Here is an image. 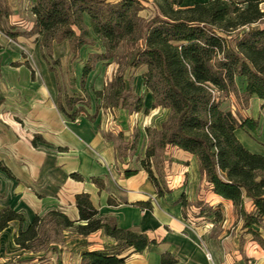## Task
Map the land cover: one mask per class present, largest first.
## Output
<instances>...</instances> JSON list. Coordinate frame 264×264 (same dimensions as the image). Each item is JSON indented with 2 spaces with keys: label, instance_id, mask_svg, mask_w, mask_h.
I'll use <instances>...</instances> for the list:
<instances>
[{
  "label": "crops",
  "instance_id": "crops-1",
  "mask_svg": "<svg viewBox=\"0 0 264 264\" xmlns=\"http://www.w3.org/2000/svg\"><path fill=\"white\" fill-rule=\"evenodd\" d=\"M204 1L183 0V4ZM147 2L152 7L150 0ZM11 15L10 24L19 29L16 26L22 23ZM84 19L88 22L87 15ZM34 39L37 52H46L40 44V34L34 33ZM96 40L100 41L95 37ZM11 41L0 31V208L11 207L24 220L21 224L9 221L0 231V262L11 258L12 264H80L82 251L104 249L123 257L124 264H162L163 255L173 259L169 264H209L206 250L219 264H264V248L242 225L231 200L212 191L193 154L170 144L163 147L165 172H153L162 191L157 193L140 161L147 147L146 126L150 127L166 109L152 108L154 99L142 78L145 64L131 67V76L139 79L137 87H131L123 74L125 86L142 97L137 117L120 105L113 106L115 121L106 126L103 105L98 106L96 97L95 103L94 99L83 103L67 89L60 92L56 74L45 63L40 68L42 76L32 77L24 60L13 57ZM91 44L82 45L78 52L84 47L87 54L94 52L86 47ZM100 46L104 49L101 41ZM50 47L71 53L66 39L52 42ZM83 59L75 65L80 80ZM100 64L94 62L83 82H89L94 74L99 73L100 78L107 72ZM237 80L243 89L245 78L238 76ZM87 93L92 98L90 91ZM66 97L72 98L71 104H67ZM250 99L258 106L255 113L246 116L257 119L254 131L259 129L260 139L256 141L254 131L243 128H238L236 135L248 150L255 152L256 142L264 147V112L258 97ZM145 108L147 113L143 112ZM125 170L136 172L126 176ZM72 173L82 178L73 177ZM92 178L100 179L101 185ZM79 192L89 194L100 217L120 228L144 233L150 242L143 250L135 251L102 228L85 235L65 228L61 231L66 239L47 248L40 260L43 256L14 242L19 227L26 228L36 214L55 209L79 222L75 205V194ZM245 209L253 211L249 199ZM216 211L220 216L217 219ZM214 225L219 228L213 229ZM251 227L264 239L260 222Z\"/></svg>",
  "mask_w": 264,
  "mask_h": 264
},
{
  "label": "trees",
  "instance_id": "trees-1",
  "mask_svg": "<svg viewBox=\"0 0 264 264\" xmlns=\"http://www.w3.org/2000/svg\"><path fill=\"white\" fill-rule=\"evenodd\" d=\"M262 1L206 0L184 5L183 0H150L153 12L144 18L139 14L144 7L140 0H34L31 11L35 21L28 31L7 23L6 16L10 12L0 5V31L11 39L26 32L40 34V44L46 49L52 42L66 39L73 55L82 45L99 38L104 51L88 52L81 72L82 81L94 62L112 58L120 42L130 44L124 66L145 64L142 78L153 96L152 108L161 106L172 113L173 121L168 125L163 122L159 130L160 147L170 144L193 154L212 191L231 200L242 218V225L264 248V239L251 227L264 220V154L248 150L236 135L238 128L254 131L257 119L240 118L222 109L215 95V91H231L246 104L256 96L264 112ZM84 15L88 16V22ZM233 34L234 43L230 44ZM24 64L34 77L30 63L24 61ZM118 68L105 97L113 104L103 106L120 105L129 112L139 111L142 97L125 86L120 63ZM238 76L245 78L241 91L236 85ZM71 100L66 97L67 104H71ZM143 112L147 113L148 109ZM34 137L41 138L36 134ZM153 155V147L148 144L140 162L160 194L162 191L150 165ZM135 172L125 170L124 174L129 176ZM71 176L82 178L76 173ZM92 180L101 185L100 179ZM246 199L250 200L253 211L245 209ZM182 202L185 205V201ZM75 205L79 222L59 210H49L43 215L36 214L26 228L19 227L14 242L34 253L42 231L46 235L44 242L54 247L56 240L50 239V233L65 228H73L83 235L102 228L135 251L143 250L150 242L144 233L120 228L100 217L87 192L75 194ZM214 216H219V212ZM12 220L21 224L24 218L11 207L0 208V231ZM48 222L52 227L49 231L43 229ZM172 261L164 255L161 257L162 264ZM12 263L11 258L0 262ZM80 264H124V260L116 252L93 249L81 252Z\"/></svg>",
  "mask_w": 264,
  "mask_h": 264
},
{
  "label": "rangeland",
  "instance_id": "rangeland-1",
  "mask_svg": "<svg viewBox=\"0 0 264 264\" xmlns=\"http://www.w3.org/2000/svg\"><path fill=\"white\" fill-rule=\"evenodd\" d=\"M142 5L144 6L142 10H140L139 14L147 18L149 17L153 9L149 5V3L146 0H140ZM33 0H0V5L3 10L9 11L11 14H14V17L17 19L16 21H20L22 24H17V28L22 29L24 31H27L28 28H30L31 24L34 22V17L32 15L31 11V5ZM260 6L264 8V1L260 3ZM13 15L11 17L9 14L6 16L7 23L10 24V21L12 20ZM235 34H233L229 38V43H234ZM13 46V57H19V59H22L24 61H28L33 69V74L35 77L39 78L42 76L41 74V64L45 63L46 65L51 66L52 73H55L59 84V90L60 92L64 89V91H68V93L76 94L75 98L83 101V103L91 102L92 99H94V103L96 101L95 97L98 99V106L105 105V104H113L111 101L108 102L105 97H108V90L110 89V82L111 79L114 76V73H116L118 68V63H120L121 69H123L122 74L125 75V81H127L131 87L139 86V79L137 80L136 76L133 75V71L131 70V67L124 66L126 62V54L128 52V49L130 48V44H127L126 42H120L117 47L113 51V57L112 58H106L98 60L100 62L101 66L104 67V71L102 76L98 78V74H94L89 82L85 81L83 82L80 80V74H75V65L84 58L83 62L86 61L87 53L84 49L80 50L76 56H72L71 53L64 52L62 53L61 50H58L56 47L55 49L50 47L46 50V52L38 53L35 45V39H34V33H24V35L18 36L16 39H13V41L9 42ZM89 49H94V52H102L104 49L100 46V41L96 40L93 44L87 45ZM21 52V53H20ZM23 54V55H22ZM93 61V58H92ZM110 69V70H109ZM15 71V70H14ZM16 73V72H14ZM17 75V74H14ZM132 73V74H131ZM110 76V79H109ZM73 77L75 79L73 80ZM105 80L106 84H102V81ZM136 81V82H135ZM137 83V85H136ZM144 84V82H143ZM237 88L239 91L243 90L242 85L237 80L236 82ZM75 89V90H73ZM86 89V90H85ZM103 91L104 95H98L95 91ZM87 91H90L92 98L89 97V94ZM215 95L217 99L220 102V107L225 110H230L238 117H246V115H250L255 113L257 109V102L255 100L249 99L247 104L244 102V100H241L240 97L237 96V94H234L233 92H226V91H215ZM98 96V97H97ZM104 97V98H103ZM164 113H160L159 116L154 120V122L151 124L150 127H148L149 131L146 130L147 135V145L150 144L153 147L154 155L152 156V162H150L151 170L155 173H164L165 172V164L163 162V147H160V132L159 130L162 127L163 122H167L166 125L171 123L173 121L171 110L168 108H165ZM257 127V126H256ZM254 136L253 138L258 141L260 139L259 137V129L253 132ZM134 135V134H133ZM133 140H135V135L132 137ZM242 140H244L242 138ZM254 149L255 152L262 153L264 152V147H262V144L256 142ZM220 216H216V219ZM217 224V223H216ZM260 225L262 228V233H264V222L260 221ZM52 227H50V223H46L44 225L45 230H51ZM214 225L213 229H218ZM74 231L73 228H70ZM52 232V231H51ZM49 235V234H48ZM64 232L57 231L56 233H50V239L56 240V243H61V241L65 240L66 238L63 236ZM46 236L43 231L40 234V240L36 241V247L35 252L36 254L43 256L40 259H44V255L47 253V246L50 248L48 243L44 242L43 237ZM244 240V238H243ZM41 242V243H39ZM243 243V242H242ZM43 253V254H42Z\"/></svg>",
  "mask_w": 264,
  "mask_h": 264
},
{
  "label": "built area",
  "instance_id": "built-area-1",
  "mask_svg": "<svg viewBox=\"0 0 264 264\" xmlns=\"http://www.w3.org/2000/svg\"><path fill=\"white\" fill-rule=\"evenodd\" d=\"M102 109L105 120L104 124L107 126L111 124L113 121H115L114 108L113 106H103ZM130 114H132L134 117H137L138 111L130 112ZM205 257L209 261V264H219L213 260L211 252L208 250L205 251Z\"/></svg>",
  "mask_w": 264,
  "mask_h": 264
}]
</instances>
